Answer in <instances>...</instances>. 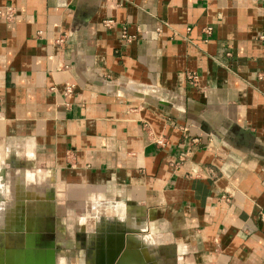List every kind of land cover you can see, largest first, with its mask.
<instances>
[{
  "label": "crops",
  "instance_id": "obj_1",
  "mask_svg": "<svg viewBox=\"0 0 264 264\" xmlns=\"http://www.w3.org/2000/svg\"><path fill=\"white\" fill-rule=\"evenodd\" d=\"M0 264H264V0H0Z\"/></svg>",
  "mask_w": 264,
  "mask_h": 264
},
{
  "label": "built area",
  "instance_id": "obj_2",
  "mask_svg": "<svg viewBox=\"0 0 264 264\" xmlns=\"http://www.w3.org/2000/svg\"><path fill=\"white\" fill-rule=\"evenodd\" d=\"M12 15H13V10L10 8V6H6L5 9H4V16L6 18H10V17H12ZM154 141L156 143H160L161 142V139L155 138Z\"/></svg>",
  "mask_w": 264,
  "mask_h": 264
},
{
  "label": "rangeland",
  "instance_id": "obj_3",
  "mask_svg": "<svg viewBox=\"0 0 264 264\" xmlns=\"http://www.w3.org/2000/svg\"><path fill=\"white\" fill-rule=\"evenodd\" d=\"M14 259H15V258H14ZM14 259L11 260L10 257H8L6 260H7L8 262H13Z\"/></svg>",
  "mask_w": 264,
  "mask_h": 264
},
{
  "label": "water",
  "instance_id": "obj_4",
  "mask_svg": "<svg viewBox=\"0 0 264 264\" xmlns=\"http://www.w3.org/2000/svg\"><path fill=\"white\" fill-rule=\"evenodd\" d=\"M50 262H53L51 258L48 259Z\"/></svg>",
  "mask_w": 264,
  "mask_h": 264
}]
</instances>
